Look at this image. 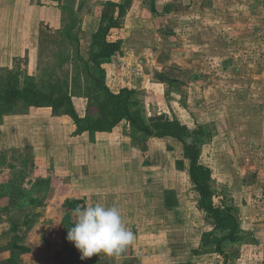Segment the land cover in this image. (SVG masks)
Returning <instances> with one entry per match:
<instances>
[{
	"label": "rangeland",
	"instance_id": "374dc122",
	"mask_svg": "<svg viewBox=\"0 0 264 264\" xmlns=\"http://www.w3.org/2000/svg\"><path fill=\"white\" fill-rule=\"evenodd\" d=\"M108 1L0 0V80L79 82L80 94ZM109 38L121 41L102 63L109 88L133 90L146 119L167 113L204 128L200 161L214 200L239 222L241 239L224 251L231 264H264V0H131ZM74 97L83 109L86 100ZM132 135L126 121L111 133L76 134L70 117L49 107L18 105L2 119L0 264L221 263L202 239L211 226L188 161L177 165L182 144ZM166 191L178 200L172 209ZM77 199L81 208H119L135 237L125 252L80 259L66 239Z\"/></svg>",
	"mask_w": 264,
	"mask_h": 264
},
{
	"label": "trees",
	"instance_id": "16d2710c",
	"mask_svg": "<svg viewBox=\"0 0 264 264\" xmlns=\"http://www.w3.org/2000/svg\"><path fill=\"white\" fill-rule=\"evenodd\" d=\"M107 5L108 10L101 13L99 26L92 34L89 60L79 58L83 61L87 80L80 94H76V89L81 86L79 82L70 85L64 80L56 79L44 85L30 76H24L20 80L17 74H8L0 80V122L18 105L49 107L54 114L70 117L76 134L111 132L120 122L126 121L135 138L140 134L146 138L170 137L178 140L182 144V159L177 161V165L183 168L184 160L188 161L187 174L197 193V207L204 212L206 224L211 226L203 232L202 239L206 244H213L215 251L223 257L221 263L215 264H231L223 244L235 243L241 239L239 222L232 206H222L214 200L211 170L200 161L204 128H189L167 113L152 114L146 119L136 108L133 90L123 88L113 92L106 83L102 63L121 48V41L112 40L109 36L118 18L131 5V0H109ZM150 8L155 11L154 3ZM75 95L86 100L84 115H80L75 108ZM93 109L96 112H91ZM164 195L166 208L172 209L178 204L174 192L172 194L166 191ZM79 203L82 200H74L72 208H77ZM13 247L26 251L17 244H13Z\"/></svg>",
	"mask_w": 264,
	"mask_h": 264
},
{
	"label": "clouds",
	"instance_id": "9594fccd",
	"mask_svg": "<svg viewBox=\"0 0 264 264\" xmlns=\"http://www.w3.org/2000/svg\"><path fill=\"white\" fill-rule=\"evenodd\" d=\"M76 221L66 239L80 253V259L93 255L119 256L134 242V234L123 221L117 206L96 203L74 209Z\"/></svg>",
	"mask_w": 264,
	"mask_h": 264
},
{
	"label": "crops",
	"instance_id": "0c3cea01",
	"mask_svg": "<svg viewBox=\"0 0 264 264\" xmlns=\"http://www.w3.org/2000/svg\"><path fill=\"white\" fill-rule=\"evenodd\" d=\"M75 98V97H74ZM73 98V101H74V104H75V108H76V100ZM82 99H84L83 97H82ZM78 100V99H77ZM82 107H83V109H78V108H76V110L78 111V113L80 114V115H84V113H85V107H86V105L85 104H82ZM9 115H5L4 117H3V119H6L7 117H8ZM117 127V126H116ZM115 127V128H116ZM114 128V129H115ZM113 129V130H114ZM112 130V131H113ZM111 131V132H112ZM111 132H97V134H100V133H111ZM166 138V137H165ZM170 138V137H169ZM161 139V138H160ZM188 165V164H187ZM187 169V168H186ZM174 208V207H173ZM168 209V208H167ZM208 226V225H207Z\"/></svg>",
	"mask_w": 264,
	"mask_h": 264
}]
</instances>
